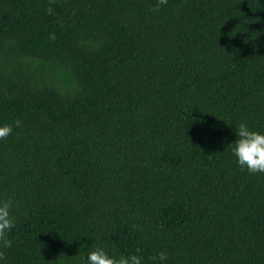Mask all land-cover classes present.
Wrapping results in <instances>:
<instances>
[{
	"label": "trees",
	"instance_id": "16d2710c",
	"mask_svg": "<svg viewBox=\"0 0 264 264\" xmlns=\"http://www.w3.org/2000/svg\"><path fill=\"white\" fill-rule=\"evenodd\" d=\"M155 5L0 0V264H264V0Z\"/></svg>",
	"mask_w": 264,
	"mask_h": 264
},
{
	"label": "clouds",
	"instance_id": "9594fccd",
	"mask_svg": "<svg viewBox=\"0 0 264 264\" xmlns=\"http://www.w3.org/2000/svg\"><path fill=\"white\" fill-rule=\"evenodd\" d=\"M167 4V0H156V7ZM17 123H19L17 121ZM12 126L0 123V138L8 136ZM235 139L228 143L229 150L236 159V163L248 172H264V131L250 128L240 122L234 128ZM12 201L0 198V242L10 246L11 241L6 238L7 232L13 227L15 220L11 213ZM166 259L164 253H158L152 259ZM86 264H141L142 257L136 253L114 255L104 247L97 246L87 251L84 257Z\"/></svg>",
	"mask_w": 264,
	"mask_h": 264
}]
</instances>
